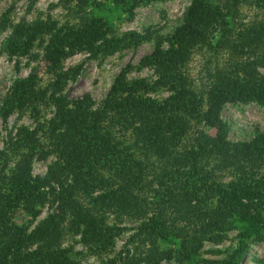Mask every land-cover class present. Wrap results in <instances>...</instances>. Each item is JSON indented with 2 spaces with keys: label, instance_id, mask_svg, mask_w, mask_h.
<instances>
[{
  "label": "trees",
  "instance_id": "obj_1",
  "mask_svg": "<svg viewBox=\"0 0 264 264\" xmlns=\"http://www.w3.org/2000/svg\"><path fill=\"white\" fill-rule=\"evenodd\" d=\"M150 1L58 0L57 7L75 24L39 18L1 23V29H10L7 55H28L36 43L49 79L43 87L36 73L16 79L0 103L3 124L10 114L22 112L33 123L31 130L19 127L12 136L8 133L9 151L19 154V159L6 173V150H0V264H72L59 249L64 233L78 232L83 245L105 248L112 237L105 215L142 216L144 189L153 191L177 215L174 223H168L157 209L146 225H153V236L163 241L168 233L178 238L179 260H192L201 241L222 231L234 217L263 225V196L244 193L243 187L264 183V176L252 178L264 171V132L249 142H228L218 114L227 102L255 100L264 105V74L257 71L264 66V0H190L181 25L166 37L134 32L115 37L108 23L95 14L109 5L132 17L135 7ZM246 6L261 8L262 17L243 23ZM150 39L152 51L136 67L127 64L120 69L97 107L88 94L68 98L62 92L79 74L77 67L61 70L66 57L83 51L91 58L107 56ZM220 54L226 56L222 62ZM194 55H204L196 77L188 68ZM133 68L151 70L155 86L171 94L160 102L149 98L152 86L146 80L127 78ZM50 108L52 115L46 119ZM197 126L212 130L213 135L195 130ZM124 134L132 138L131 144H124ZM48 155L54 160L44 175L32 176V159ZM147 155L168 163L153 178L157 188L145 183L140 157ZM209 161L213 164L208 168ZM229 170L249 179L227 189L212 180L217 172ZM175 174L181 176L178 182ZM185 174L209 182L211 194L201 187L199 192L183 190L180 179ZM167 183H179L180 192H173ZM208 195L210 200L203 197ZM44 204L54 211L29 232L13 222L17 210L35 217ZM243 252L239 249L215 264H237ZM171 254L149 240L138 261L158 264Z\"/></svg>",
  "mask_w": 264,
  "mask_h": 264
},
{
  "label": "rangeland",
  "instance_id": "obj_2",
  "mask_svg": "<svg viewBox=\"0 0 264 264\" xmlns=\"http://www.w3.org/2000/svg\"><path fill=\"white\" fill-rule=\"evenodd\" d=\"M102 1V0H99ZM58 0H0V25L6 22L16 24L20 20L29 22L35 18L41 20H53L58 25L64 23L75 24L72 19L65 16V12L57 7ZM190 0H151L147 4L138 5L133 9L132 17H129L125 11L120 8H114L107 5L104 10L95 12L97 16L102 17L110 26L112 35L120 37L128 32H134L139 35L151 34L166 37L172 34L175 28L181 25L184 12L188 7ZM263 15V10L257 7L246 6L242 8L241 20L243 23H250L253 20H259ZM9 28H0V103L11 83L19 78H24L30 73H36L38 76V85L43 87L49 77L45 71V63L42 59V50L35 43L28 55L10 57L5 50L6 38ZM153 40H142L133 47L121 48L111 55L91 58L87 52H78L66 57L61 63V70H67L77 67L79 74L74 81H69L63 88V93L68 98L80 97L88 94L94 107H97L105 98L114 78L120 69L127 64L136 67L139 60L153 49ZM163 48L166 46L162 44ZM204 55H194L188 64L189 73L192 77L198 75L202 65ZM221 62L226 56L219 55ZM223 64V63H222ZM260 74H264V66L258 68ZM202 74V70H201ZM128 79H144L152 86L147 96L157 102L165 100L171 93L161 87L155 86V75L149 69H132L127 75ZM52 108L44 114V118H50ZM219 119L226 126V137L228 142H249L252 138L264 132V105L257 103L255 100L236 101L224 103L219 111ZM25 127L32 129L33 123L25 112L12 113L7 117L6 123L0 120V150H6L7 158L6 167L3 172L11 169L19 159V154L9 151L8 133L12 136L16 129ZM200 127V126H199ZM194 127L195 130L199 128ZM204 132L213 135V131L203 128ZM124 144H131L132 138L124 134ZM144 162V174L146 176V185L151 183L153 188H157L159 169L168 168L165 159L147 155L146 159L140 157ZM54 160L53 155H48L42 160L32 159L31 175L42 177L47 166ZM213 164L208 162V168ZM0 162V171H1ZM189 173V172H188ZM181 180L183 190L192 193L199 192L197 188H205L210 183L205 184L189 178L190 174H185ZM261 175H252V178L261 179ZM181 176L175 174L177 182ZM264 179V177H262ZM240 174L233 171H224L213 177V181L218 183L222 188L235 185L237 182L247 181ZM252 180V179H251ZM173 192H180L179 183L172 185L167 183ZM244 193L249 190L250 194L263 196L262 207V224H251V222L242 221L234 217L229 220L222 231H215L213 237L201 241L192 260H179L175 251L180 247L178 238H174L170 233L168 240L163 241L158 236H153L154 226L148 227L146 224L148 218L157 214V209L164 213V219L168 223H174L177 218L176 214H171L170 210L165 207L163 201L155 195L153 191L144 189V203L140 206L144 209L142 216L134 214H123L115 216L107 213L106 224L111 228L112 237L104 247L85 246L81 243L79 233H64L59 240V249L68 258L72 264H143L138 261L142 256L145 248L150 242H155L157 247L162 250H171L169 258L161 260L158 264H215L229 259L236 251L243 249V255L237 264H264V183L254 187L250 183V188H244ZM240 193V194H244ZM156 196V197H154ZM210 196H203L210 200ZM241 201L246 202L245 199ZM54 211V207L44 204L35 217H31L24 212L17 210L12 215L13 222L26 232L32 230L43 218ZM163 216V215H162ZM178 225V224H177ZM153 226V227H152ZM178 226H181L180 224ZM152 227V228H151ZM258 236V237H257ZM261 237V238H260ZM34 246L31 247L33 249ZM8 264H13L8 262Z\"/></svg>",
  "mask_w": 264,
  "mask_h": 264
}]
</instances>
